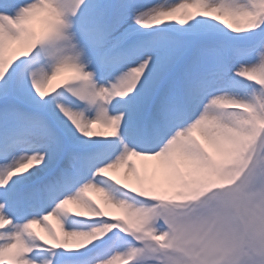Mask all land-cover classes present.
<instances>
[{"label": "snow or ice", "instance_id": "snow-or-ice-1", "mask_svg": "<svg viewBox=\"0 0 264 264\" xmlns=\"http://www.w3.org/2000/svg\"><path fill=\"white\" fill-rule=\"evenodd\" d=\"M0 264H264V0H0Z\"/></svg>", "mask_w": 264, "mask_h": 264}]
</instances>
